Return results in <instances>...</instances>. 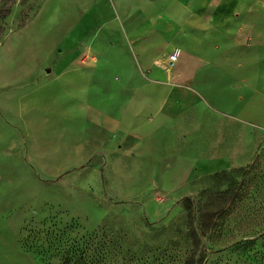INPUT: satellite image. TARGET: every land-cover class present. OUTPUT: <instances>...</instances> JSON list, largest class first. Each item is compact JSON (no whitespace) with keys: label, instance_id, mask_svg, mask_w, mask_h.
<instances>
[{"label":"rangeland","instance_id":"rangeland-1","mask_svg":"<svg viewBox=\"0 0 264 264\" xmlns=\"http://www.w3.org/2000/svg\"><path fill=\"white\" fill-rule=\"evenodd\" d=\"M178 2L0 0V264H264V0L238 3L231 41L215 58L241 66L226 68L224 96L183 115L191 130H179L170 149L133 156L132 137L91 131L70 140L78 107L66 116L59 81L41 88L46 71L59 74L74 50L121 45L123 6L150 18L178 11ZM152 21L158 31L166 26ZM167 21L175 33L180 22ZM152 37L159 75L180 49L175 75L178 38L166 46L170 34ZM218 140L224 145L212 147Z\"/></svg>","mask_w":264,"mask_h":264},{"label":"crops","instance_id":"crops-1","mask_svg":"<svg viewBox=\"0 0 264 264\" xmlns=\"http://www.w3.org/2000/svg\"><path fill=\"white\" fill-rule=\"evenodd\" d=\"M239 2L179 0L178 11L158 13L150 18L141 8L130 11L123 6L116 34V42L121 45L108 46L106 42H99L96 46H82L80 51H73L74 55L59 74L51 77V69H48L43 78L41 88L55 81L61 83L68 118H74L76 108L79 109V134L70 130L68 138L86 140L88 131L93 132L95 139L109 138L114 134H120L122 139L130 136L134 140L129 147L133 156H149L156 148L160 151V147L170 149L175 146L177 132L191 130L192 119L182 118L183 115L192 112L196 103L206 106L202 99L214 102L224 96L228 84L226 68L241 66L240 61L215 58L216 47L230 40L235 20L240 17ZM164 18L166 26L158 31L152 20ZM166 19L180 22L175 33L168 29ZM236 30L240 34V27ZM154 33L159 36L170 34V39L165 38L168 40L164 43L166 46L173 37L178 38L183 56L175 75H159L152 69L157 68L159 62L149 49ZM234 41L241 43L240 37ZM136 51L140 61H134L131 55ZM129 64L131 69L127 71ZM141 66L149 74L143 73ZM215 68L218 74H215ZM109 69L122 70L123 76L119 80L103 76L102 73ZM204 87L205 91H201ZM119 99L126 101L121 107ZM86 124L94 129H88ZM215 143L224 145L218 140L211 146Z\"/></svg>","mask_w":264,"mask_h":264},{"label":"built area","instance_id":"built-area-1","mask_svg":"<svg viewBox=\"0 0 264 264\" xmlns=\"http://www.w3.org/2000/svg\"><path fill=\"white\" fill-rule=\"evenodd\" d=\"M181 51L178 47H175L172 52H170L167 56V62L163 63V68L167 71V73L171 74L172 68L175 65Z\"/></svg>","mask_w":264,"mask_h":264},{"label":"trees","instance_id":"trees-1","mask_svg":"<svg viewBox=\"0 0 264 264\" xmlns=\"http://www.w3.org/2000/svg\"><path fill=\"white\" fill-rule=\"evenodd\" d=\"M63 264H68L67 260H66V261H64V263H63Z\"/></svg>","mask_w":264,"mask_h":264}]
</instances>
